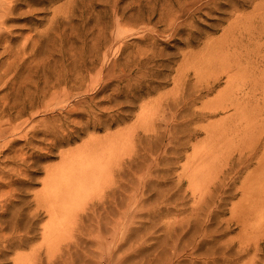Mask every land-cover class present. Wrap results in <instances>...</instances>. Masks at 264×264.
Listing matches in <instances>:
<instances>
[{"label": "rangeland", "instance_id": "1", "mask_svg": "<svg viewBox=\"0 0 264 264\" xmlns=\"http://www.w3.org/2000/svg\"><path fill=\"white\" fill-rule=\"evenodd\" d=\"M0 264H264V0H0Z\"/></svg>", "mask_w": 264, "mask_h": 264}, {"label": "bare ground", "instance_id": "2", "mask_svg": "<svg viewBox=\"0 0 264 264\" xmlns=\"http://www.w3.org/2000/svg\"><path fill=\"white\" fill-rule=\"evenodd\" d=\"M247 82V84H248V81H246ZM246 82H244V83H246ZM251 84H254L255 85V83L253 82V83H251Z\"/></svg>", "mask_w": 264, "mask_h": 264}]
</instances>
